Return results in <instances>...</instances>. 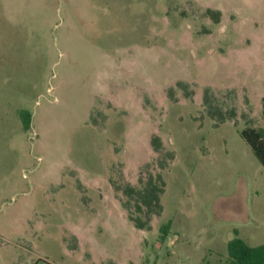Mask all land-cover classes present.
<instances>
[{
  "label": "rangeland",
  "instance_id": "rangeland-1",
  "mask_svg": "<svg viewBox=\"0 0 264 264\" xmlns=\"http://www.w3.org/2000/svg\"><path fill=\"white\" fill-rule=\"evenodd\" d=\"M263 111L264 0H0V264H219L235 230L263 244L264 167L240 136ZM150 174L164 210L143 231L123 190Z\"/></svg>",
  "mask_w": 264,
  "mask_h": 264
},
{
  "label": "trees",
  "instance_id": "trees-1",
  "mask_svg": "<svg viewBox=\"0 0 264 264\" xmlns=\"http://www.w3.org/2000/svg\"><path fill=\"white\" fill-rule=\"evenodd\" d=\"M207 13L215 22H219L221 18L220 11L208 10ZM209 96V91H206V102H211ZM221 113V112H220ZM21 118L24 123L25 129H30L32 123V115L29 112L21 111ZM214 119L217 118L216 115L211 113ZM264 116V111H263ZM234 118L233 114L229 117L223 116L221 114L220 121L225 122ZM240 136L251 149L253 154L256 156L258 161L264 167V127L263 128H245L240 131ZM153 146L160 150L162 149V143L160 138L155 137L152 139ZM117 191L121 189L116 187ZM166 190V182L162 175L150 174L146 186L142 190H137L132 186H127L123 192L128 197L136 201L135 212L140 214H145L143 219L140 216H135L134 213L129 210L127 206L124 208L128 211V216L130 221L134 226L143 231H151L152 225L151 220L153 216H160L163 213L164 207L162 204V196ZM171 230V222L162 226L160 232L162 233L160 240L165 241L167 235ZM237 235V232L235 231ZM219 264H264V244L251 247L243 239L236 237L228 243V260L221 262Z\"/></svg>",
  "mask_w": 264,
  "mask_h": 264
},
{
  "label": "crops",
  "instance_id": "crops-1",
  "mask_svg": "<svg viewBox=\"0 0 264 264\" xmlns=\"http://www.w3.org/2000/svg\"><path fill=\"white\" fill-rule=\"evenodd\" d=\"M235 231L237 232V236L239 237V232H238V230H235ZM262 236H263V235H256L255 237H256V238H261ZM239 238H240V237H239ZM243 240H244V239H243ZM230 241H231V240H230ZM230 241H229V242H230ZM229 242H228V243H229ZM263 244H264V243H263ZM263 244H261V245H263ZM258 246H260V245H258ZM256 247H257V246H256Z\"/></svg>",
  "mask_w": 264,
  "mask_h": 264
}]
</instances>
